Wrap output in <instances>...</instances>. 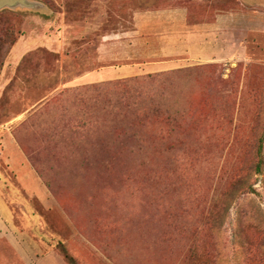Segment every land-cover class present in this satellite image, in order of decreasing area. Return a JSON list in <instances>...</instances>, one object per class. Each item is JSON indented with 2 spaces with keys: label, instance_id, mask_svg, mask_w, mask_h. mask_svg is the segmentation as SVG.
I'll use <instances>...</instances> for the list:
<instances>
[{
  "label": "rangeland",
  "instance_id": "obj_1",
  "mask_svg": "<svg viewBox=\"0 0 264 264\" xmlns=\"http://www.w3.org/2000/svg\"><path fill=\"white\" fill-rule=\"evenodd\" d=\"M30 1L0 11V144L51 201L1 149L0 194L33 264H264V0Z\"/></svg>",
  "mask_w": 264,
  "mask_h": 264
},
{
  "label": "crops",
  "instance_id": "obj_2",
  "mask_svg": "<svg viewBox=\"0 0 264 264\" xmlns=\"http://www.w3.org/2000/svg\"><path fill=\"white\" fill-rule=\"evenodd\" d=\"M259 24L264 25L263 20ZM1 152L4 163L20 181L23 190L30 197L36 198L42 204H49L50 194L41 180L37 177L34 170L26 160L24 153L14 141V139L4 136L1 140ZM6 179L0 173V183H5ZM18 200H14L18 203ZM14 201H8L0 194V239L7 242L16 252L23 264H33L39 259V244L29 234L27 230L21 229L16 224L15 214L11 204ZM38 221V219H35Z\"/></svg>",
  "mask_w": 264,
  "mask_h": 264
},
{
  "label": "trees",
  "instance_id": "obj_3",
  "mask_svg": "<svg viewBox=\"0 0 264 264\" xmlns=\"http://www.w3.org/2000/svg\"><path fill=\"white\" fill-rule=\"evenodd\" d=\"M261 148H262V143L260 142V145H259V155L260 156L262 155L261 150H260ZM256 168L259 172L262 171L261 160H259ZM38 224L40 225L41 223L37 222L36 223L37 227H38ZM55 246L57 247L58 251L61 253L63 259L65 260L67 264H78L77 260L69 253L66 246L61 241H58Z\"/></svg>",
  "mask_w": 264,
  "mask_h": 264
},
{
  "label": "water",
  "instance_id": "obj_4",
  "mask_svg": "<svg viewBox=\"0 0 264 264\" xmlns=\"http://www.w3.org/2000/svg\"><path fill=\"white\" fill-rule=\"evenodd\" d=\"M37 5L38 3L30 0H0V11L5 9L33 8Z\"/></svg>",
  "mask_w": 264,
  "mask_h": 264
}]
</instances>
